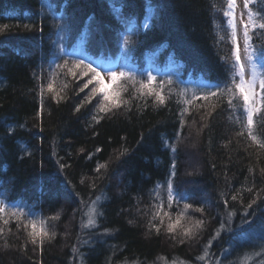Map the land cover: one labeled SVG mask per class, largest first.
Returning a JSON list of instances; mask_svg holds the SVG:
<instances>
[{
    "label": "trees",
    "instance_id": "16d2710c",
    "mask_svg": "<svg viewBox=\"0 0 264 264\" xmlns=\"http://www.w3.org/2000/svg\"><path fill=\"white\" fill-rule=\"evenodd\" d=\"M148 2L156 13L145 28ZM224 2L0 0V26L30 21L34 25L32 31L21 26L0 34V199L22 202L39 214L38 219L59 215L58 220L48 221L55 238L40 247L28 242L23 226L18 230L17 222L6 215L9 223L0 221L4 229L0 264L223 263L230 257L223 255L225 249L233 255L239 243L264 230V149L246 130L237 135L242 130L237 122L240 111L230 109L226 100L216 103L215 97L196 99L192 105L183 103L193 91H200L202 82L215 84L229 77L221 57L228 56L232 46L216 43L225 18L213 8H222ZM47 4L52 8L42 6ZM250 7L264 9V0ZM120 15L133 19L135 26L130 31L120 23ZM214 21L219 28L214 27ZM56 25L65 28L63 44L69 52L108 62L123 57L138 79L139 73L150 71L156 76L155 84L174 81L165 86V105H158L152 97L146 102L130 99L129 85V92L122 95L130 104L96 123L91 119L96 100L75 111L88 90L80 93L69 76V87L62 93L65 98L57 103L45 92L41 111L38 83L47 81L38 82L34 74L43 70V76H48L56 50L52 41L59 35ZM258 32L252 33V42L264 48V36ZM124 34L132 40L127 48L122 43ZM63 79V75L57 77V88ZM181 89H187L184 97L179 95ZM185 107L189 111L182 126L180 111ZM254 121V132L264 140V122L255 116ZM172 144L177 147L175 154ZM124 147L127 153L117 160ZM173 160V188L188 199L174 203L171 209L165 205L164 211H169L174 221L187 202L193 206L187 215L193 221H205L196 239L184 243L178 240L180 227L189 226L187 218L182 219L175 239L166 232L168 217H164L159 234L148 227L156 211L153 205L159 203L151 192L159 182L163 185L160 197L167 201L165 182ZM59 164L68 165L63 175L58 174ZM98 164H107V170L97 173ZM97 195L102 197L98 211L103 215L96 217L97 227L82 229L87 209L82 208L81 200L87 203ZM232 195L238 199L233 201ZM253 199L256 203L248 208ZM201 206L203 213L193 210ZM226 211L236 213L226 224L230 230L213 240ZM242 219L251 224L241 226ZM152 223L159 224V219ZM209 241V255L201 261L198 257ZM245 252L252 251L247 246ZM259 260L254 257L251 264H259Z\"/></svg>",
    "mask_w": 264,
    "mask_h": 264
},
{
    "label": "snow or ice",
    "instance_id": "6c2138e0",
    "mask_svg": "<svg viewBox=\"0 0 264 264\" xmlns=\"http://www.w3.org/2000/svg\"><path fill=\"white\" fill-rule=\"evenodd\" d=\"M257 3L258 0H243V10L240 12L239 18L236 12V0H225L222 8H216V6L213 5L214 10L222 11V15L225 18L222 32L218 31L216 33V43H230L232 46L229 55L221 57V60L227 64L229 77L227 80L215 84L202 82L200 91H193L191 98L183 99V103L185 105H192L193 101L196 99L210 101V98L212 97L216 98V103L226 100L230 109L234 112L237 110L240 111V115L237 116V122L241 123L242 130L238 132L237 135H244V130H246L248 137L260 148L264 149V140H261L254 132V126L256 123L254 121V116L264 122V71H262V69H264V48H258L252 42V33L256 32V30H259L257 33L258 35L264 36V9L254 10L250 7V5H255ZM42 6H46L49 9L52 8L51 4ZM113 7L115 11V6ZM155 13L156 9L150 2H148L146 4V15L143 27L147 28L149 26V21L152 20ZM119 20L129 31L135 26L132 18L120 15ZM213 23L214 27H220L216 21ZM238 24L242 26V28L239 29L242 34V47L238 38ZM21 26L26 31H32L34 27L31 21L29 23L15 26L4 24L0 26V34L5 33L11 27ZM56 28L58 29L59 35L56 40L52 41L53 45L56 46V50L53 53V59L49 61L48 76H43V70L40 75L34 74V78H36L38 82L45 79L47 81L46 83H38L41 111H43L44 108L45 92L51 94V99L57 103L65 98V95H62V93L66 94V90L69 87L67 81V77L69 76L73 81L77 82L80 93H85V90H88L82 101L76 106L75 111L79 112L86 104L96 100L94 113L91 117L96 123H99L104 116L114 114L115 111L122 106L127 107L130 104V99L145 100L146 102L148 97H152L154 102L158 105H165V101L168 98V96L164 94L165 86L172 85L174 81L171 79L167 81L161 80L159 84H155L156 76L150 71L139 73L140 78L138 79L137 74L131 70L125 71L123 68L97 67L96 62L91 57H84L77 55L74 52H69L63 44V41L66 38L63 35L65 31L64 26L56 25ZM40 31H43V29L41 28ZM122 43L125 48H127L132 44L131 37L124 34L122 37ZM57 69L60 71L57 72ZM60 75H63L65 79L60 81L59 87L57 88L55 81ZM105 77H107V83L105 82ZM81 80L84 82L79 84V81ZM129 85H131L132 93L130 99H125L122 94L129 92ZM186 91L187 89H181L179 95L184 97ZM170 94L171 89L169 88V95ZM213 108H215V104H213ZM188 111L189 109L187 107L180 111V123L182 126L184 124L183 116ZM176 138L179 140V133H177ZM164 143L165 147H169L167 141ZM170 147L171 152L175 154L177 150L176 145L172 144ZM23 150L28 152L26 147H24ZM81 151H83V149H81ZM97 151H100V149H97ZM127 151L128 149L124 147L123 150L118 153L116 159H120V157L124 156ZM66 167H68V165L59 164L58 174L63 175V171ZM101 169L106 171L107 164H98L95 171L100 173ZM175 169L176 163L175 160H173L169 178L165 182L167 192L166 202L160 197V189L163 185L159 182L151 192L159 203L153 205L156 211L153 212L148 227L150 230L154 228L156 233L159 234L161 227L164 226V217H168L166 232L171 234L172 238L175 239L178 226L181 225L182 219L187 218L189 226L180 227V239L178 240L179 243H184L185 239H196L199 231L202 230L205 221L202 219L193 221L192 218L187 215V210L193 207L187 202L184 203L183 210L176 214L174 221L172 220L171 213L169 211H164L165 205L168 209H171L174 203L179 205L182 200L187 201L188 199L187 194L178 193L173 188V178L176 175ZM97 178L99 179V177ZM65 180H67V177H65ZM81 183H83V180ZM92 187H95L94 183L92 184ZM247 191L251 192L252 188H248ZM101 199L102 197L97 195L94 200L90 199L87 203L81 200L82 208L87 209L83 213V215L87 217V221L85 222L82 219V229L95 228L98 226L96 217L103 215L102 212L98 211V202L101 201ZM231 199L236 201L238 196L232 195ZM224 203L225 208H227V200H225ZM255 203L256 200L253 199L247 207L252 208ZM193 210L203 213L204 207L201 206ZM235 214L234 211H226L219 228L212 237L213 240L218 238L222 231L230 230L226 227V224L231 222ZM6 215L17 222L18 230L23 226L26 230L28 242L34 246L40 247L46 240L54 239L56 236L55 231L51 230L48 221L58 220V214L46 219H38L39 214L34 213L31 209H27L22 202H7L4 199H0V221H2L4 225L9 223V218H6ZM248 215L247 211L243 213L244 217H247ZM157 219H159V224L152 223V221H156ZM243 224L250 225L251 221L242 219L241 226ZM29 227L30 230H28ZM3 231L4 229L0 228V234H2ZM104 234H107V230H105ZM210 246L211 241H209V244L203 249V254L198 257L199 260L204 261L208 257ZM252 246L259 247L260 250L251 253L245 252L242 258H238L237 261H230L229 264H244L245 259L248 260V264H251L252 257H260L259 264H264V237H261V243L259 245L253 244ZM75 251L76 249L73 248V252ZM223 255L225 257L231 255V250L225 249ZM215 264H222V262L216 260Z\"/></svg>",
    "mask_w": 264,
    "mask_h": 264
},
{
    "label": "rangeland",
    "instance_id": "374dc122",
    "mask_svg": "<svg viewBox=\"0 0 264 264\" xmlns=\"http://www.w3.org/2000/svg\"><path fill=\"white\" fill-rule=\"evenodd\" d=\"M237 2V9H236V12H237V16L239 18V14L240 12L243 10V0H236ZM242 28V26H240L238 24V38H239V43L241 44V47H242V34L240 33L239 29ZM94 60V59H93ZM96 62V66L97 67H112V68H123V70L125 71H129L132 69H130V66L127 65V62L126 60L123 58V57H120L118 58L116 61H113V62H108V61H102V60H94ZM263 71V69H262ZM105 82L107 83V77H105ZM165 193H166V197H167V192H166V189H165ZM261 236L264 237V230L262 232H255L252 236V238H246V239H250V240H246L244 242V244L242 243H239V245L237 246L235 252L233 255H230V257L226 258L222 264H229L230 261H237L238 258H242L243 256L241 255V253L243 251H246V247L248 246L252 252H257L259 251V247H253L252 246V243H255V242H258L257 245H259L261 243ZM244 239H241V241H243ZM243 254V253H242ZM235 255H238L237 258H235ZM254 257L251 258V260L253 259ZM205 264H210V263H205ZM211 264H214V263H211ZM244 264H248V260L245 259L244 260Z\"/></svg>",
    "mask_w": 264,
    "mask_h": 264
}]
</instances>
